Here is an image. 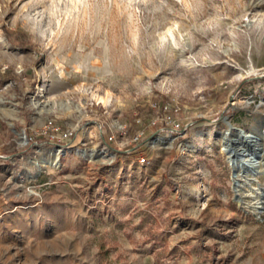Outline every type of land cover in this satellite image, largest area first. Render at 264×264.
Listing matches in <instances>:
<instances>
[{
    "label": "rangeland",
    "instance_id": "374dc122",
    "mask_svg": "<svg viewBox=\"0 0 264 264\" xmlns=\"http://www.w3.org/2000/svg\"><path fill=\"white\" fill-rule=\"evenodd\" d=\"M0 264H264V0H0Z\"/></svg>",
    "mask_w": 264,
    "mask_h": 264
},
{
    "label": "built area",
    "instance_id": "2783aa9c",
    "mask_svg": "<svg viewBox=\"0 0 264 264\" xmlns=\"http://www.w3.org/2000/svg\"><path fill=\"white\" fill-rule=\"evenodd\" d=\"M155 123H160L161 125H165V127L170 132L179 131L181 128V122L178 118H176L170 111L166 108L162 110L161 113H158L154 119ZM45 136L50 141V143H62L64 141H68L72 138L74 133L73 130L61 129L60 126L56 125L55 122L50 119L45 124ZM141 160L145 161V157L142 156Z\"/></svg>",
    "mask_w": 264,
    "mask_h": 264
},
{
    "label": "water",
    "instance_id": "95a60500",
    "mask_svg": "<svg viewBox=\"0 0 264 264\" xmlns=\"http://www.w3.org/2000/svg\"><path fill=\"white\" fill-rule=\"evenodd\" d=\"M241 131L243 132V130H241ZM228 133H230V132L228 131L226 134H228ZM242 136L244 138H247V139L249 138V135H246V134H242ZM225 143L227 145L228 152L232 155L231 161H232L233 166H235L233 168L234 176L237 175L239 172L236 169V165L238 163L246 165V167L242 170V172H249V159H248V161L246 160V156L248 155V157H249V148L244 150V148L236 147L238 140L233 139V138H228L227 135H225ZM251 152H252L251 155H253L255 158L260 156L258 150H255V148H253L251 150ZM235 183L237 185L238 181L235 180Z\"/></svg>",
    "mask_w": 264,
    "mask_h": 264
},
{
    "label": "bare ground",
    "instance_id": "6f19581e",
    "mask_svg": "<svg viewBox=\"0 0 264 264\" xmlns=\"http://www.w3.org/2000/svg\"><path fill=\"white\" fill-rule=\"evenodd\" d=\"M245 134L246 135H249L250 136V134L249 133H246L245 132ZM237 147V146H236ZM226 148H227V145H226ZM257 149V148H256ZM245 150V149H244ZM263 151V149L261 148H259L258 149V152H259V154L261 153ZM229 153V152H228ZM230 154V153H229ZM231 155V154H230ZM250 157H252V159L251 160H249V165H252V167L254 168V172H255V174H256V168H258V166H261L262 164H263V162L261 161V160H258L257 158H259V157H257V158H255L253 155H251L250 154ZM60 158H61V153L60 152H56V153H54V156H53V158L51 159V161H50V163L52 164V165H58L59 163H60ZM248 159H249V157L246 159L247 161H248ZM257 159V160H256ZM233 165V164H232ZM235 166H233V168H234ZM246 167V165H244V164H241V163H238L237 165H236V169L239 171V172H241L244 168Z\"/></svg>",
    "mask_w": 264,
    "mask_h": 264
},
{
    "label": "trees",
    "instance_id": "16d2710c",
    "mask_svg": "<svg viewBox=\"0 0 264 264\" xmlns=\"http://www.w3.org/2000/svg\"><path fill=\"white\" fill-rule=\"evenodd\" d=\"M44 142H47V140L45 139V140H43ZM60 145H63V143H60Z\"/></svg>",
    "mask_w": 264,
    "mask_h": 264
}]
</instances>
